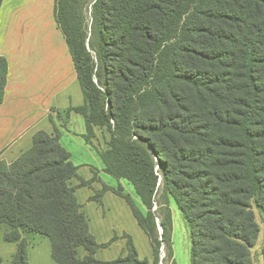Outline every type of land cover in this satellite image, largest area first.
<instances>
[{
	"label": "trees",
	"instance_id": "obj_1",
	"mask_svg": "<svg viewBox=\"0 0 264 264\" xmlns=\"http://www.w3.org/2000/svg\"><path fill=\"white\" fill-rule=\"evenodd\" d=\"M56 19L84 94L82 106L57 113L65 124L83 116L104 171L128 180L146 212L121 185L104 184L91 200L113 192L127 201L153 264L162 248L173 258L171 199L190 226L192 264H254L255 208L264 214V0H56ZM7 77L0 56V104ZM96 128L110 134L105 149ZM60 136L57 127L39 131L31 149L0 161V226L18 243L13 264H30L33 233L50 239L58 264H150L126 234L125 257H95L117 237L99 244L91 233L69 181L86 187L98 176L79 177Z\"/></svg>",
	"mask_w": 264,
	"mask_h": 264
},
{
	"label": "crops",
	"instance_id": "obj_2",
	"mask_svg": "<svg viewBox=\"0 0 264 264\" xmlns=\"http://www.w3.org/2000/svg\"><path fill=\"white\" fill-rule=\"evenodd\" d=\"M0 56L5 57L8 62L4 101L0 104V161L14 162L24 152L32 148L34 135L37 132L44 131L53 134L57 127L61 131L60 144L71 154V161L78 168V174L83 169H87L90 173L89 178H83V180L90 181L97 173L98 180L93 182L91 187L93 190L100 191L104 184L116 188L113 183L105 182L100 175L103 172L107 174L104 171L105 165L102 159L101 173L88 160L82 161V164L75 161L73 147L76 146H79L92 161L96 160L93 152L99 156L92 145L83 138L87 131L83 116L73 112L70 116V122L65 124L57 113V110L82 106L84 94L65 35L56 19V0H3L0 8ZM78 115L82 117H78ZM105 133L106 131L96 128L98 139L103 135L102 137L108 140L109 135ZM96 164L98 165V162ZM79 177H81L80 174ZM75 179L77 181L74 183L73 180ZM123 180L126 179H119L118 184L125 189ZM79 184L78 178H72L69 181V185L75 188L77 201L89 220L91 233L99 244L109 243L112 240V229H108L103 223L106 219L105 211L98 224H93L88 211L91 209V214L96 213L97 208L105 205L107 197H112L115 193H105L102 204L91 200L92 194H83V201H81L79 192H83L82 190L88 186L81 187ZM130 209L132 211L131 206ZM145 210L141 211L145 212ZM135 230L143 240L147 238L152 251L149 250L141 255L132 234L127 229L121 228L120 234H116L118 240L100 248L95 253V257L101 261L115 260L99 258L98 255L102 250L115 245L120 240L125 242V247L121 248V255L126 256L128 253L127 238H124L126 234L132 238L140 259H148L150 264H153L154 255L149 238L139 224L138 229ZM141 232L145 234L144 237H142ZM175 238L176 232L173 223V242ZM13 243L16 244V250L13 252L12 264L18 248V243ZM79 249L78 256L84 258L88 252L84 249L85 252L81 255ZM174 260L177 263L176 246ZM56 264L58 263L56 262Z\"/></svg>",
	"mask_w": 264,
	"mask_h": 264
},
{
	"label": "rangeland",
	"instance_id": "obj_3",
	"mask_svg": "<svg viewBox=\"0 0 264 264\" xmlns=\"http://www.w3.org/2000/svg\"><path fill=\"white\" fill-rule=\"evenodd\" d=\"M91 5H89L87 9V22L89 23V26L92 24V17H91ZM78 117H82L78 115ZM106 135L110 134L108 132L105 133ZM101 135L100 139L98 141H95L96 145H98L101 149L106 148V138L102 137ZM105 140V142H104ZM109 140V139H108ZM75 151L74 152V158L76 162H80L82 164L83 162H86L88 160L94 168H98L100 170V166H103V162L101 158L96 154V152H93L94 161H92L91 158L88 157V155L79 147H73ZM81 160V161H80ZM98 162V165L96 164ZM101 173V170H100ZM81 179H87L90 176L89 171L86 169H83L79 172ZM105 182L113 183L116 188L119 186L118 181L119 179L109 175L105 174L104 172L100 174ZM77 180H73L75 183ZM125 189L124 192L126 194H129L136 206H138L139 209L145 210L144 205L142 204L140 198L138 197L134 187L126 180H123ZM93 184V183H92ZM91 186H88L84 188L82 191L79 192V199L83 201V194H92L93 196L98 192L93 190ZM97 188V187H96ZM123 188V187H122ZM160 201V198H158ZM95 207L96 204H95ZM170 208L172 211V218L173 223L175 226V232H176V238L173 242V253L175 252V246L178 253V261L177 263L174 260V254L173 258L166 257L165 250L160 253V259L159 264H191V254H190V248H191V241H190V229L189 225L186 221V219L183 216L182 211L179 209L177 203L172 200L170 202ZM97 212L91 214L90 210L88 213L90 214V217L93 221V224H98L102 220V216L104 215V211L106 213V219L103 221L104 224H106V227L108 229H112V239L117 237L116 234H120V229L125 228L129 231L130 234L134 237L136 240L139 250L141 252V255H144L147 251H152L151 247L149 245V242L147 238L143 240L141 236L136 232L135 229H138V224L136 222V219L133 216V213L130 209V206L128 205L127 201L115 194L114 196L107 197L105 201V205L101 206L100 208H97ZM146 212V210H145ZM256 218L260 225L261 231L260 236L257 240V243L255 247L252 249V257L254 260V264H263L264 260L261 255V249L264 245V214L255 208ZM140 229V228H139ZM7 230V226H0V264H12V256L13 252L16 250V244L13 242H8L5 240V233ZM140 233V232H139ZM142 233V237H144V233ZM30 245H29V263L30 264H56V262L53 260L51 256V242L50 239L46 236L33 233V234H26ZM118 240V239H116ZM115 240V241H116ZM125 247L124 241H118L115 245L106 248L102 250V252L99 253L98 257L103 259H116L117 257H125L121 255V248ZM85 252L84 248L79 249V253L83 255ZM120 258V257H119Z\"/></svg>",
	"mask_w": 264,
	"mask_h": 264
},
{
	"label": "built area",
	"instance_id": "obj_4",
	"mask_svg": "<svg viewBox=\"0 0 264 264\" xmlns=\"http://www.w3.org/2000/svg\"><path fill=\"white\" fill-rule=\"evenodd\" d=\"M162 251H163V248H162Z\"/></svg>",
	"mask_w": 264,
	"mask_h": 264
}]
</instances>
